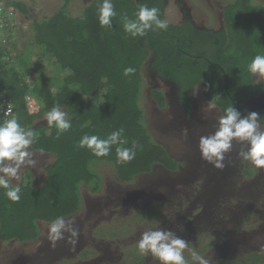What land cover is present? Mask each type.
I'll list each match as a JSON object with an SVG mask.
<instances>
[{
    "label": "trees",
    "instance_id": "trees-1",
    "mask_svg": "<svg viewBox=\"0 0 264 264\" xmlns=\"http://www.w3.org/2000/svg\"><path fill=\"white\" fill-rule=\"evenodd\" d=\"M70 1L64 0L49 18L32 20L30 24L32 44L40 51L37 76L31 77L32 62L22 55L17 64L9 65L7 53L0 46V92L6 95L22 126L30 128L37 116L30 112L27 97L41 102L38 114L59 104L72 123L59 138L56 128L48 124L34 129L37 139L31 149L54 154L55 160L45 167L41 187L36 188L29 181L18 183V202L7 199L5 190L0 189V239L4 242L34 240L40 235L38 222L50 224L57 216L76 214L82 208L80 185H91L93 192L100 189V176L88 166L95 159L113 164L117 179L122 182L150 173L154 164L169 170L176 167L146 130L140 107L146 63L160 79L176 85L182 103L190 106L192 92L201 88L204 99L215 103L221 115L229 105L242 116L248 115L246 101L264 92V84H254L253 74L247 70L255 55H264V8L253 6L252 0H235L225 7L228 37L223 32L220 41L187 20L179 25L168 23L166 31L149 30L144 36L132 37L124 31L122 18L135 19L142 3L158 8L160 18L165 20L166 0H113L117 15L110 27L98 22L97 10L102 0L90 1L82 16L76 18L66 13ZM7 5L21 15L28 14L23 2L9 0ZM45 62L66 74L56 90L44 76ZM127 67H133L135 72L125 76ZM151 97L158 106H165L161 92L152 91ZM257 113L264 126V112ZM120 128L124 129L122 139L127 143L113 145L107 156L97 157L91 150L77 146L84 135L103 139ZM133 143L138 145L134 159L120 161L117 147L130 148ZM252 172L253 169L244 173L250 176ZM143 261L140 259L138 264Z\"/></svg>",
    "mask_w": 264,
    "mask_h": 264
},
{
    "label": "rangeland",
    "instance_id": "rangeland-1",
    "mask_svg": "<svg viewBox=\"0 0 264 264\" xmlns=\"http://www.w3.org/2000/svg\"><path fill=\"white\" fill-rule=\"evenodd\" d=\"M8 1L0 0L4 8L8 7ZM17 1L28 6V14L5 8V16L0 14V46L7 53L9 65L17 64L21 55L31 61V77H35L40 51L32 44L30 24L32 20L52 16L64 0ZM90 1L71 0L66 13L69 17H81ZM234 2L166 0L164 19L173 25L181 24L183 3L197 27L218 31L223 9ZM262 2L252 0L251 4ZM9 11L14 14L8 15ZM147 66L146 63L140 91L146 130L152 142L175 159L176 168L170 171L154 164L150 173L122 182L117 179L113 164L91 161L88 166L100 176V189L93 192L91 185L81 184L82 208L65 217L79 233L75 243L68 241L69 233L64 234V239L52 241L50 224L38 222L40 235L34 240L20 243L0 239V264H138L143 258L141 264H158L150 253L143 257L136 247L143 232L157 229L171 230L188 240L190 249L198 251L209 264H264V169L240 159L237 154L246 150L247 145L236 141L225 155L222 170L203 161L198 141L201 136L216 131L220 111L204 99L201 88L193 91L194 126L190 125L192 121L178 117L170 99H166L164 108L158 107L150 92L160 90L167 95L170 88L162 82H153ZM43 67L51 88L58 89L66 74L49 62L43 63ZM252 80L254 84H264V78L257 75L253 74ZM27 105L31 113L37 114L30 128L47 125L46 112L38 114L41 102L27 97ZM30 151L35 164L22 166L18 178L10 179L11 184L29 181L36 188L42 186L46 177L44 169L55 156L31 148ZM251 169L252 175H245ZM184 255L189 264H195L189 249Z\"/></svg>",
    "mask_w": 264,
    "mask_h": 264
},
{
    "label": "clouds",
    "instance_id": "clouds-1",
    "mask_svg": "<svg viewBox=\"0 0 264 264\" xmlns=\"http://www.w3.org/2000/svg\"><path fill=\"white\" fill-rule=\"evenodd\" d=\"M116 15L113 0H102L97 10L99 24L102 27H110ZM134 15L135 19L127 16L122 18L124 31L132 37L144 36L149 30L168 29V22L160 18L159 9L156 7H148L146 3H142ZM247 70L264 78V55H255L247 65ZM134 72L133 67L124 69L125 76ZM211 106L216 107L215 103ZM45 120L49 127L56 128L57 138L72 127L68 113L63 111L59 104L45 113ZM259 120L260 115L257 112L242 116L231 105L225 107L223 115L217 121L216 131L211 135L201 136L198 141L201 159L222 170L225 167V155L232 150L233 142L236 141L247 145L246 150L238 152V157L250 162L257 169H264V129ZM123 132L124 129L120 128L103 139L97 135H84L77 146L91 150L97 157H104L109 155L113 145L127 143L122 139ZM36 139L35 130L22 126L16 116L0 122V189L5 190V197L12 202L20 200L21 187L18 184H11L10 179L18 178L22 166L35 164L30 148ZM137 147L135 143L130 148L117 147L116 152L120 161L128 162L134 159ZM49 233L50 239L54 242L64 239L65 233L70 234L68 237L70 243H75L79 237L78 231L63 216H57L51 221ZM189 246L188 240L177 236L171 230L164 229L143 232L136 245L142 255L150 253L158 264H189L184 255L186 249L191 251V259L195 264H209L208 259Z\"/></svg>",
    "mask_w": 264,
    "mask_h": 264
},
{
    "label": "flooded vegetation",
    "instance_id": "flooded-vegetation-1",
    "mask_svg": "<svg viewBox=\"0 0 264 264\" xmlns=\"http://www.w3.org/2000/svg\"><path fill=\"white\" fill-rule=\"evenodd\" d=\"M253 6H261V7H263L264 8V2H262V3H256V4H253ZM181 11H182V13H184V20H187V21H189L197 30H200V31H204V32H207V33H210L211 34V36L213 37V38H215L217 41H220L221 40V37H222V35L221 34H223V32L226 34V26H225V21H224V9H223V12L221 13V15H220V28L218 29V31H215V30H213V29H207V28H205V27H197L196 25H195V22L192 20V17H191V15H190V13H189V11H188V9L184 6V4L183 3H181ZM183 20V21H184ZM182 21V22H183ZM147 70V69H146ZM148 74H149V77L151 78V80L153 81V82H158V83H163V84H165V85H167L169 88H170V93H167V95H164L160 90H154V91H159V92H161L162 94H163V96H164V99H165V106H166V103H167V100L168 99H170L171 100V102H172V104H173V106H174V108L178 111V117L180 118V119H182L183 121H185V122H188L189 120L190 121H192L191 123H190V125H193L194 126V124H195V122H196V117H195V113H196V109H195V105H194V98H193V92H192V102H191V104H190V106H187V105H185L184 103H182V101L180 100V97H179V90H178V88L176 87V85L175 84H173L172 82H170V81H166V80H162V79H160L153 71H151V70H149V72H148ZM152 92V91H151ZM151 92H150V94H151ZM167 99V100H166ZM169 100V101H170ZM155 104H157L156 102H155ZM158 106V105H157ZM164 106V107H165ZM158 107H160V106H158ZM164 107H160V108H164ZM260 125H262L261 123H260ZM263 126V125H262ZM162 147V146H161ZM163 148V147H162ZM164 149V148H163ZM165 150V149H164ZM165 152H166V150H165ZM167 153V152H166ZM167 155H168V153H167ZM168 157H169V155H168ZM171 160H173L174 162H175V164H176V161H175V159H173V158H171V157H169ZM162 166V165H161ZM176 166H177V164H176ZM176 168V167H175ZM174 168V169H175ZM169 170V169H168ZM171 171V170H170Z\"/></svg>",
    "mask_w": 264,
    "mask_h": 264
},
{
    "label": "built area",
    "instance_id": "built-area-1",
    "mask_svg": "<svg viewBox=\"0 0 264 264\" xmlns=\"http://www.w3.org/2000/svg\"><path fill=\"white\" fill-rule=\"evenodd\" d=\"M6 8V7H5ZM5 8L0 2V14L5 16ZM7 9V8H6ZM3 13V14H2ZM12 11H9L8 15H13ZM13 20V19H12ZM14 116L11 103L8 101L6 95L0 92V122L6 119H10Z\"/></svg>",
    "mask_w": 264,
    "mask_h": 264
},
{
    "label": "water",
    "instance_id": "water-1",
    "mask_svg": "<svg viewBox=\"0 0 264 264\" xmlns=\"http://www.w3.org/2000/svg\"><path fill=\"white\" fill-rule=\"evenodd\" d=\"M245 105L248 112H264V92L258 96L250 97Z\"/></svg>",
    "mask_w": 264,
    "mask_h": 264
},
{
    "label": "crops",
    "instance_id": "crops-1",
    "mask_svg": "<svg viewBox=\"0 0 264 264\" xmlns=\"http://www.w3.org/2000/svg\"><path fill=\"white\" fill-rule=\"evenodd\" d=\"M10 8V7H9ZM60 88V87H59ZM44 154V153H43ZM51 154V153H50ZM54 155V154H53ZM55 156V155H54Z\"/></svg>",
    "mask_w": 264,
    "mask_h": 264
}]
</instances>
